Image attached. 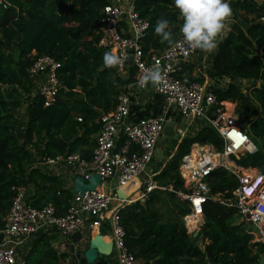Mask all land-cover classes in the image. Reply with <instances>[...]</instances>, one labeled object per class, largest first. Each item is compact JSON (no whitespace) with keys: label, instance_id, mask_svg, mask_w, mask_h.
Returning a JSON list of instances; mask_svg holds the SVG:
<instances>
[{"label":"trees","instance_id":"1","mask_svg":"<svg viewBox=\"0 0 264 264\" xmlns=\"http://www.w3.org/2000/svg\"><path fill=\"white\" fill-rule=\"evenodd\" d=\"M0 8V227L12 196V185L26 186L25 200L33 207L50 201L56 213H64L70 188L60 176L35 164L45 157L77 152L88 158L97 130L96 119L113 109L116 97L133 81L134 70L119 73L103 68L106 50L97 46L96 29L106 0H4ZM233 15L216 50H199L183 63L178 77L185 83L225 77L227 85L211 89L215 100L234 103L240 129L255 145L254 153L234 159L264 175V0H227ZM148 27L138 40L143 53H159L169 44L154 34L158 19L170 21L174 40L182 25L173 0H133ZM53 57L58 90L53 104L42 106L35 92V78L27 68L38 56ZM204 56V67L200 63ZM198 62V64H196ZM200 72L191 78L196 65ZM186 77H182V76ZM244 81V90L241 89ZM262 86V88H260ZM20 114H18V111ZM80 118V121L76 120ZM181 117L172 120L180 123ZM163 157L155 160L152 179L158 186L184 190L177 173L181 158L192 144L222 143L213 128L192 120L182 136L165 139ZM120 145V139L116 143ZM210 194L230 196L236 181L222 168L208 177ZM168 200L172 210L164 219L154 206ZM187 202L173 192L154 188L146 200L118 208L124 242L134 264H258L264 241L251 242L250 228L240 221L234 208L207 199L201 206L203 223L196 237L187 234L182 216ZM102 233V232H101ZM56 230L38 231L26 243V264H64L65 252L51 241ZM200 240L202 246H197ZM87 247V243H86ZM113 264L112 254L100 256Z\"/></svg>","mask_w":264,"mask_h":264},{"label":"built area","instance_id":"2","mask_svg":"<svg viewBox=\"0 0 264 264\" xmlns=\"http://www.w3.org/2000/svg\"><path fill=\"white\" fill-rule=\"evenodd\" d=\"M5 6L6 2L0 0V8ZM260 20L264 23V16ZM147 27V20L139 15L133 0H106L96 29L97 46L121 58L122 64L114 67L117 72L124 73L126 69L133 68V85L138 90L147 87L139 86L145 69L159 67L162 76L160 84L148 86L162 97L165 105L172 108L175 114L191 120H202L213 128L221 139V149L216 151L211 145L192 144L177 167L184 190L158 186L152 179V173H147V168L161 137L165 118L154 115L130 122L128 96L120 93L113 109L99 114L95 120L97 130L88 158L74 152L48 156L35 163L52 175L60 176L64 187L70 188L71 196L63 214H57L50 201L39 207L31 206L25 200L26 186L10 187L12 196L0 227V264H26V243L38 231L56 230L60 236H67L82 229L88 232L94 230L111 239L116 264H134L133 255L124 242V231L117 211L125 204L146 200L154 188L171 191L187 202L189 211L181 218L187 234L199 231L203 223L201 206L211 199L235 209L239 220L246 222L250 228L248 232L253 236V242L264 241V175L254 168L240 167L234 161L243 153H254L256 147L255 150L250 147L249 142L254 144L240 129L233 106L227 109L224 102H217L212 88H208L207 84L185 83L178 77L183 63H187L196 51L182 42L180 31L173 45H168L159 53H143L138 40ZM58 66L53 57L41 55L27 68V73L35 78V92L42 106H49L55 101ZM76 120L80 121V118ZM233 130L247 137L238 147L230 136ZM176 133L179 137L184 132L177 129ZM119 139L120 145L117 147ZM217 168L226 170L236 181L227 198L220 193L209 192L208 177ZM91 173L99 175L94 190L85 191L82 195L73 193V178L81 176L86 180ZM137 176H141V180L134 191L126 199L118 198L115 189ZM112 180L113 186L110 185ZM105 183L109 185L106 188ZM191 225L194 226L189 229ZM67 263L65 258L64 264Z\"/></svg>","mask_w":264,"mask_h":264},{"label":"clouds","instance_id":"3","mask_svg":"<svg viewBox=\"0 0 264 264\" xmlns=\"http://www.w3.org/2000/svg\"><path fill=\"white\" fill-rule=\"evenodd\" d=\"M174 7L179 12L182 25L179 29L182 42L192 50H199L210 54L217 49L219 39L231 20L233 10L227 0H173ZM154 34L159 37L160 43L173 45L175 43L170 21L158 19ZM122 64L121 58L112 52L103 54V68H113ZM162 79L159 67L145 69V75L139 81L144 88L151 84L157 86ZM238 133L236 130H233ZM240 136L242 134L238 133ZM243 137V136H242ZM247 140V137H243ZM255 150V145L249 142Z\"/></svg>","mask_w":264,"mask_h":264},{"label":"crops","instance_id":"4","mask_svg":"<svg viewBox=\"0 0 264 264\" xmlns=\"http://www.w3.org/2000/svg\"><path fill=\"white\" fill-rule=\"evenodd\" d=\"M194 56V55H193ZM192 56V57H193ZM191 57V58H192ZM189 58L187 62L192 61L193 59ZM204 56L202 57V61L200 62L202 64V67H204L203 61ZM198 64V62L196 63ZM200 65H196L192 72V76H190L192 79L196 78L195 73L200 72L199 69L201 68ZM186 77V76H182ZM202 82L207 84L208 88H214V87H225L227 85L228 79L225 77H218L212 80H209L206 76H202ZM244 82V81H243ZM243 85V84H242ZM243 90V86L241 87ZM125 94L128 96L129 99V115L128 119L130 122H135L140 120L144 117L154 116V115H161L165 119H172L173 115H177L174 113L172 108L167 107L162 99L161 96L156 94L153 91V88L151 86H147L144 90H138L134 85L133 81L126 86ZM224 102V105L232 104L228 101H222ZM229 107V106H228ZM228 107H226L228 109ZM232 108V107H231ZM230 108V109H231ZM234 108V104H233ZM179 116V115H178ZM192 120L190 118H183L181 117L180 123H178V127L183 130V132L186 130V126L191 122ZM167 139V138H166ZM156 147L162 149V156L163 157V150L166 147H163L159 144V140L156 144ZM158 159H152L150 164L147 168V173H152L155 163L154 161ZM136 180V182H133L130 184L126 191L123 190V193H132L134 189L137 186V183L140 181H137L136 177L131 178V180ZM130 180V179H129ZM141 180V176H140ZM114 185V181L112 180L110 182ZM87 237H88V231L82 229L81 231L73 232L67 236H60L59 234L51 241V245L54 246L58 252H65L66 253V259L68 261L67 264H88L86 263L84 257H83V251L86 248L87 243ZM79 241H82L83 244L78 245ZM78 252V253H75ZM107 259L98 256L94 263L92 264H108ZM113 264H116L115 259L113 257V260H111Z\"/></svg>","mask_w":264,"mask_h":264},{"label":"water","instance_id":"5","mask_svg":"<svg viewBox=\"0 0 264 264\" xmlns=\"http://www.w3.org/2000/svg\"><path fill=\"white\" fill-rule=\"evenodd\" d=\"M260 88H262V86H260ZM177 126L178 124L172 119H165L161 127V136L167 139L176 138ZM161 156L162 149L155 147L153 158L160 159ZM98 182L99 175L96 173L89 174L86 180H84L81 176H75L72 180L71 189L73 193L82 195L85 191H93ZM115 194L120 199H126L124 198L123 192H121L118 187L115 189ZM197 234L198 230H194L191 233V237H196ZM111 245L112 242L109 237L89 231L87 237V247L83 251V257L86 263H94L98 256H109L112 249ZM257 263L264 264V254L259 257Z\"/></svg>","mask_w":264,"mask_h":264},{"label":"rangeland","instance_id":"6","mask_svg":"<svg viewBox=\"0 0 264 264\" xmlns=\"http://www.w3.org/2000/svg\"><path fill=\"white\" fill-rule=\"evenodd\" d=\"M253 1H255L256 3H258L260 0H253ZM230 22H231V20H230ZM229 22V23H230ZM228 23V24H229ZM227 28H228V25H227V27L225 28V30H224V33L226 32V30H227ZM223 33V34H224ZM192 56H193V54H192ZM243 90H244V87H245V84L243 83ZM233 104L234 103H232V105H226V107H228V109H230L231 108V106H233ZM20 111L21 110H19L18 111V114H20ZM239 123V122H238ZM239 125H241L240 123H239ZM166 138L165 137H160L158 140H159V144L161 145V146H163V147H167V141L165 140ZM43 169V168H42ZM137 178V181H140V176H137L136 177ZM107 186H109L108 184H106L105 183V185H104V188H106ZM111 186H113V184L111 183ZM154 208H155V210H156V212L158 213V217L159 218H165L167 215H169V213H170V211L172 210V204L168 201V200H164L163 201V203H158V204H156L155 206H154ZM191 227L189 226V229H190ZM253 237V236H252ZM254 241V239L252 238L251 239V242H253ZM81 244H83V242L82 241H79V244L78 245H81ZM196 245L197 246H202V242L200 241V240H198L197 242H196ZM75 253H78V252H76L75 251ZM111 254H112V256L114 255L113 254V251H111Z\"/></svg>","mask_w":264,"mask_h":264},{"label":"bare ground","instance_id":"7","mask_svg":"<svg viewBox=\"0 0 264 264\" xmlns=\"http://www.w3.org/2000/svg\"><path fill=\"white\" fill-rule=\"evenodd\" d=\"M228 105H232V104H228ZM227 105V106H228ZM226 107V106H225ZM232 107V106H231ZM177 129L179 130V131H181V129L177 126ZM193 148H194V146H193ZM133 182H136V180H128L127 182H125L123 185H121V186H119L118 188H119V190L121 191V192H123V190H125L126 191V189H127V187L130 185V184H132ZM137 185H138V183H137ZM137 187V186H136ZM124 194V198H127L131 193H123ZM194 225H191L190 227L192 228ZM93 233L95 232L94 230L92 231Z\"/></svg>","mask_w":264,"mask_h":264},{"label":"snow or ice","instance_id":"8","mask_svg":"<svg viewBox=\"0 0 264 264\" xmlns=\"http://www.w3.org/2000/svg\"><path fill=\"white\" fill-rule=\"evenodd\" d=\"M230 136L236 141V146L238 147L241 143H243L244 138L240 136L238 133L235 131L230 133Z\"/></svg>","mask_w":264,"mask_h":264}]
</instances>
